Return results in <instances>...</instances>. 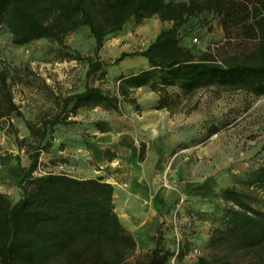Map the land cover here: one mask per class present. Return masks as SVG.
Returning <instances> with one entry per match:
<instances>
[{"label": "rangeland", "instance_id": "obj_1", "mask_svg": "<svg viewBox=\"0 0 264 264\" xmlns=\"http://www.w3.org/2000/svg\"><path fill=\"white\" fill-rule=\"evenodd\" d=\"M155 17L130 21L108 36L98 53L104 72L90 77L87 63L75 58L93 54L86 26L65 35L63 45L48 38L16 45L0 27V68L9 74L13 100L22 113L0 119V192L12 203L21 189L18 166L10 155H18L22 167L29 163L25 147L15 140H30L25 121L57 113L62 97L85 87L116 95V78L143 66L139 55L117 58L151 42V33L160 25L154 26ZM179 32L181 44L196 54L224 41L213 14L189 18ZM166 92L168 106L161 109H155L158 94L145 86L131 92L137 107L120 98L115 110L100 105L68 113L74 122L55 125L51 147L40 154L35 174L102 177L115 187V211L135 239L132 261L153 248L158 227L161 243L171 253L166 264H198L200 257L220 253L208 245L209 233L219 224L220 189L241 187L245 173L264 163V95L217 86L189 95L176 87ZM96 121H103L108 131L95 130ZM212 127L217 132L209 136ZM141 144L144 158L139 161ZM230 264H259V258L234 252Z\"/></svg>", "mask_w": 264, "mask_h": 264}, {"label": "trees", "instance_id": "obj_2", "mask_svg": "<svg viewBox=\"0 0 264 264\" xmlns=\"http://www.w3.org/2000/svg\"><path fill=\"white\" fill-rule=\"evenodd\" d=\"M213 14L223 30V43L198 54L181 44L180 29L189 18ZM156 16L171 23L141 51L121 52L117 60L139 55L147 67L116 78V95L85 87L60 100V110L37 122L25 121L30 140L16 136L29 160L20 165L21 196L13 203L0 192V264H166L171 253L157 227L153 248L131 260L136 242L119 219L114 186L102 177H76L65 172L35 174L41 153H48L57 124L68 125V113L100 105L116 109L121 98L137 107L131 92L147 86L158 94L155 109L168 106L167 87L183 95L211 86L264 95V0H0V27L16 45L48 38L63 45V38L86 26L93 39V54L75 58L87 63L86 76L103 74L98 53L105 39L130 21L141 23ZM9 74L0 68V119L22 116L13 100ZM13 127L12 122L8 121ZM92 126L108 131L103 121ZM14 128V127H13ZM15 130V129H14ZM212 127L209 136L216 133ZM107 149L104 151L106 154ZM0 158L2 156L0 155ZM144 158V144L138 160ZM235 185L220 189L219 224L209 233L208 245L220 253L200 257L198 264H230L234 252L258 256L264 264V163L252 168Z\"/></svg>", "mask_w": 264, "mask_h": 264}, {"label": "crops", "instance_id": "obj_3", "mask_svg": "<svg viewBox=\"0 0 264 264\" xmlns=\"http://www.w3.org/2000/svg\"><path fill=\"white\" fill-rule=\"evenodd\" d=\"M152 21L154 22V26H157V24L159 23L160 25L158 26L159 28L156 30V32H153V33H151V41L154 39V37L159 33V31L161 30V29H163V28H166V27H169L170 25H171V23L170 22H168V21H161V20H159V18L158 17H155V18H153L152 19ZM158 22V23H157ZM141 30H146V29H141ZM150 30H152V29H150ZM111 37H112V35H111ZM140 57V62H141V64H143V66L142 67H140V68H137V71L139 70V69H142V68H145V67H147V61H146V59L144 58V57H142V56H139ZM94 128V127H93ZM95 129V128H94ZM96 130V129H95ZM95 132V131H94ZM94 132H93V134H94ZM101 133V132H100ZM135 154V153H134ZM19 177H20V173H19ZM114 190H115V187H114Z\"/></svg>", "mask_w": 264, "mask_h": 264}, {"label": "built area", "instance_id": "obj_4", "mask_svg": "<svg viewBox=\"0 0 264 264\" xmlns=\"http://www.w3.org/2000/svg\"><path fill=\"white\" fill-rule=\"evenodd\" d=\"M192 40H193V42H196L197 41V37L194 36Z\"/></svg>", "mask_w": 264, "mask_h": 264}]
</instances>
